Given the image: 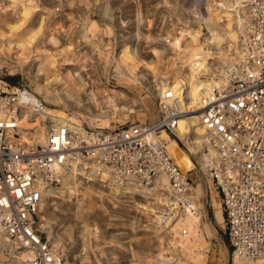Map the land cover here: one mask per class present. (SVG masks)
Here are the masks:
<instances>
[{
	"label": "built area",
	"instance_id": "obj_1",
	"mask_svg": "<svg viewBox=\"0 0 264 264\" xmlns=\"http://www.w3.org/2000/svg\"><path fill=\"white\" fill-rule=\"evenodd\" d=\"M239 1L241 57L223 67L224 82L212 86L199 102L203 128L201 172L217 193L230 255L256 262L264 259V0ZM60 6L64 13V5ZM158 30L148 32L156 36ZM129 31L112 29V35L102 37L104 47L108 42L113 51L111 58L122 42L130 43ZM76 33L73 29V38ZM75 44L81 54L74 67L81 68L87 97L100 91L98 84L115 82L111 63L106 64L103 56L96 54L88 61L87 44ZM183 101L169 88L161 91L153 99L157 120L152 123L129 122L112 129L84 123L76 130L67 122H51L43 114L34 127L22 129L20 118L28 112L42 113L44 103L26 87L0 78V264H82L78 259L84 251L77 242L66 244L63 253L56 252L37 226L39 208L46 201L45 189L59 184L60 171L82 163L93 167L97 178L106 172L148 198H161L165 205L159 207L164 218H175L191 208L194 183L172 162L166 141L158 139L163 131L182 147L174 129L178 118L185 114ZM35 129L43 130L42 144L34 137ZM97 227L100 244L98 249H89L88 255L103 259L111 249L101 240L112 228ZM182 227L178 231L166 229L158 243L152 238L154 246L169 251L179 247L188 234ZM121 230L110 233L127 235L128 229ZM114 253L112 264L127 263V253Z\"/></svg>",
	"mask_w": 264,
	"mask_h": 264
},
{
	"label": "bare ground",
	"instance_id": "obj_2",
	"mask_svg": "<svg viewBox=\"0 0 264 264\" xmlns=\"http://www.w3.org/2000/svg\"><path fill=\"white\" fill-rule=\"evenodd\" d=\"M0 1L1 4L6 1L13 3V0ZM61 1L62 0H55V3L59 8L61 7L60 4H62ZM78 2L80 1L66 0V4H68L69 7L72 6L73 9L74 5L76 7V12L78 11V13H80L82 9L78 7ZM86 5L88 6V4ZM107 6H103V14L107 16L108 19H111V17L113 16H111L110 9H108ZM128 6L132 7L133 9L135 8L132 5ZM7 7H11V5L5 6V8ZM241 7L242 5L239 0H206L205 4L203 5L205 17L197 15L194 11L192 13L195 15L194 17L196 18V20H194L193 23H189V26L187 27L190 34V40L189 43H186L187 48L185 47V49L181 46V42L183 40V32L182 30L179 31V28L177 31H175L174 29H176V25L174 29L172 28V31L174 30L173 34H170V36L166 37L165 40L159 41L160 43H157L156 41L150 43V36L144 34L141 31V29L143 28H140L139 25H137V27L134 26V24H139L142 21L140 15L136 13L134 15V22L132 21L133 26L135 27L133 31L135 30V32L133 33V36L131 38L134 42H139L141 38L144 40V42L147 43V45L150 44L148 46L149 53L143 56L142 54H139L137 50H133L131 51V53L127 54V58L124 59L121 58L122 56L118 59L113 58L115 56L111 58V52H107L106 54L110 59L107 60V64L111 63V65L115 67H113V70L116 72L115 75L119 79L128 78L130 81L128 83H125L124 86L125 90L134 94L131 98L130 104H128L129 106H127L126 104L118 103V101L115 99L116 94L122 93H120V91H117L116 89L107 90V93L103 92V94H99L98 92H96V95L90 97L86 96V83L80 78L79 74L81 68L72 67L73 62L75 61L76 54H79L81 50L79 46L75 45V40H67L62 47L64 48L63 53H65L62 63L63 66L66 67L64 69L66 71L64 77H59L55 73H53L52 76L45 77V84L41 85L38 89H35L39 93L42 92L40 94V97H38L44 103V107L42 108L43 112H28L24 114L18 122L19 127H21L22 129H30L34 127L37 122L42 120V118H44L43 114H47L51 122H67L69 123V125H71L70 127L72 129L76 130L79 126H81L80 124L82 123H85L90 127L112 129L111 127H109L111 124L110 120L114 119L120 123H123L125 119L134 114H137L138 119L142 123H144L145 115L144 113H142L143 110L144 112H148V114L150 115L149 120L151 122L155 118V120H157V113L154 102L148 101L145 98L146 96H143L145 90L152 95L153 99H155L156 97H158L161 91L169 88L175 96H181L184 99L183 102L185 114L178 118L174 133L176 137L186 145L187 150L190 152L188 156L195 160V169L201 175L203 128L200 125L199 102L204 97V95L207 94L212 86L220 85L224 82L222 73L223 67L231 61L235 60L237 62L241 57L238 43L242 34V24L240 19ZM83 11L84 17L88 14V12L86 10ZM72 12H74V10H70L69 12L62 15V17L64 18L63 21L68 20L70 21V23L72 22L71 26L75 25L77 22L74 16H72ZM8 14L14 15L11 12H9ZM80 14H82V12ZM15 15V19L17 18L15 24L7 27V29H0V58H4V60H0V68H2L4 65H7L12 69H19L20 73L24 76L36 79L38 77V74L31 75L29 70L32 62H34L38 57L32 60L31 55L34 54L35 49H37L38 47L45 49L46 47L52 48L53 45L57 44V41L53 36H46V39H43V31L40 30V21H37L40 26L38 24L37 26H35L36 24L33 23L34 21L31 23L30 12L18 11ZM144 20L146 21L145 23L149 26L151 23L149 22L150 20H148L146 17ZM28 22H30L32 25L30 28V23L27 26ZM119 22L121 24L124 23V21H122L121 19L119 20ZM133 26L132 28H134ZM103 30H105V32H103V36L104 33L107 34V36L111 35L112 33V29H110L109 26H106V28ZM169 31L171 30L169 29ZM22 34L23 36H21ZM128 37L130 38V36ZM84 39H86L85 36ZM86 42L89 43L90 46L94 44L88 38L86 39ZM43 43L45 44L42 45ZM122 43L124 44L122 46L123 48H127L129 46L128 42ZM94 47L92 46V50H94ZM11 49H17V51L12 53ZM75 49H78V51H75ZM186 49L188 52H185ZM43 53H45L44 50L40 54L38 60L41 59L48 61L50 63V66L56 64V62L54 61L55 57L52 58L51 55L47 54V52L45 54ZM27 54L29 56H27ZM183 57L184 60L180 61L179 59ZM126 59L132 62V68L129 65V62L125 63ZM165 59L170 60L169 63L172 67V74H167V72L164 73L162 71ZM45 75H47V73L43 74V76ZM163 75L166 77L164 79L168 80L167 83H157V81L161 79ZM70 81L73 82L74 91H76L78 95H80V97L82 96V98L87 97L89 99L88 102L90 103V106H86L83 104L81 99L78 103L74 102L73 104L77 109V112L71 115L72 117H70V114H68L67 105L68 103H70L69 95L68 93H66L64 88H61L63 84H66V86H68L67 84H69ZM31 93L35 94V91H31ZM84 101L87 100L84 99ZM137 104H140V106L136 110L134 108H136L135 105ZM51 107H54L56 111H48ZM85 114L91 116H85ZM37 129H35L33 134L35 138L37 137V143L42 144L44 141L42 135L43 130ZM22 134L25 133L23 132ZM158 139L166 141V152L171 158L167 151V146L171 143V138L166 135L165 132L160 131L158 134ZM172 162L177 166L173 159ZM87 166L89 165H87L86 163H82L80 167H73L70 170L60 171L61 179L59 180V184L48 186L45 189L46 201L42 202L39 208V212L37 214V226L41 232L45 231V238L54 251L63 253L66 249V244L77 242L84 251V255L80 257V259H78L80 263L103 264L102 256L99 257L94 254L93 257H90L88 255L89 249H98L97 246L100 244L98 240L100 230L98 229L95 222H90L89 224V222L87 221L89 218V214H92V212L90 211V213H86V215L83 212V207L86 203L85 196L84 194L81 195L80 191L78 192L80 193V195H78L77 189L79 188L77 187L80 186L81 183L85 184L87 181L96 184L104 183L102 185L103 190L108 187L115 191L114 194L104 195L105 198H121L122 200H126L125 197H128L127 195H130L129 193L124 192H141L137 191L133 186L128 185V183L122 182L106 172L98 174L99 178H97V176L93 173V167L91 168ZM181 168L182 171L186 173L190 170V164L181 163ZM178 169L180 170L179 167ZM182 171L180 170V172L183 174ZM201 181L202 183L197 182L196 185L193 186V203L191 205V208H186L185 211L179 213L175 218L170 219L164 218L162 209H158V213L154 216V223L159 225V227H152V229H150L153 234L157 233L158 235L156 234V236L160 237L163 229L166 230L168 228H171V230L178 231L181 229V226H183L182 228L187 229L188 232V234L185 236L186 240H189L192 243L199 242L201 244L204 243L205 237L215 236V229L208 222L203 210L204 198L208 190L210 191V207L212 208L213 218L217 224H222L220 204L216 200L211 180L203 174V177L201 176ZM82 186L84 187V185ZM118 192L120 194H117ZM97 193L95 195V199H98L100 201L101 198H104ZM57 199H60L61 203H55L54 200ZM149 199L151 200V198ZM47 201L52 203L54 202V204H52V206L48 208L46 206L48 204H46ZM154 204H157V206L165 205L161 198L157 200V203L154 201ZM98 207L101 209L102 206L99 205L97 206V208ZM136 212L138 211L136 210ZM138 215L141 216V213L138 212ZM107 216H110L109 213H107ZM203 216L206 217V221H203ZM112 218L113 217H111L110 220ZM110 220L108 219V221L105 222H109ZM51 224H54L56 229L53 228V230ZM131 225L132 224H130V226ZM146 227L147 224H145L144 228L148 230L147 232H150ZM133 228L134 227L132 226V230ZM111 235H109V239L106 237L103 238L101 240L102 243L110 247L113 252L115 250H126L123 244H118V240H115L114 242ZM112 243L115 244V247L111 245ZM113 252L110 253L111 257L114 256ZM127 252L129 253L131 251L129 250ZM130 255H132L131 261H129L128 264L169 263V260L167 262V259H165L162 254L160 255V257H158V260L155 259V255H148L146 253H144L143 255H139V253L131 252ZM105 258L107 259L109 257L105 256ZM229 258L231 264H264V259L252 262L244 261L231 255ZM106 259L105 261L108 263H110L109 261L113 262L115 260L113 257L108 259L109 261H107ZM175 264H180V261H176Z\"/></svg>",
	"mask_w": 264,
	"mask_h": 264
},
{
	"label": "rangeland",
	"instance_id": "obj_3",
	"mask_svg": "<svg viewBox=\"0 0 264 264\" xmlns=\"http://www.w3.org/2000/svg\"><path fill=\"white\" fill-rule=\"evenodd\" d=\"M77 1H80V2H78V7L82 9V11H81L82 14H80L81 13L80 11H79L80 13H78V11L76 12V7L74 5H73V9H72V6L69 7L68 4H66V0L61 1V3L65 7V9L63 11L64 13H61L62 10H61V8H59L56 5L55 0H13V3L6 1V2H3L2 4L0 1V29H7V27L11 26L12 24H15L17 21V18L15 19V16H16L15 14H17L18 11H27V12L31 13V20H30L31 23L34 21L33 23L36 24L35 26H37V24L40 26V24H41V28L40 27L39 28L41 31H43V36H42L43 39H46L45 38L46 36L47 37L53 36L55 38V40L57 41V44L53 45L52 48L46 47V49H45V48L38 47L37 49H35L34 54L31 55L32 60H34L36 57L39 58L40 54L44 50V52L45 53L47 52V54L51 55L52 58L55 57L54 61L56 62V64L51 65V66H50V63L48 61L41 60V59L38 60V58L35 59L34 62H32L29 72L31 75L38 74V77L36 79H33L31 77H28V76H24L20 73L19 69H12V68L8 67L7 65H4L2 68H0V78H2L6 82H8L7 81L8 79H10L12 81L11 82L12 84H18V85H21L23 87H26L28 90H30V92L35 91V95L37 97L38 96L40 97V94L42 92L39 93L35 89H38L41 85L45 84V79H46L45 77L52 76L53 73H55L59 77L60 76L64 77V75H65L66 71L64 69L66 67H64L63 63H62L63 58L65 56V53H63L64 48H62V47L67 40L73 39L77 42L86 43L87 46L89 47L88 50H91V51H88V55H87L86 59L89 61V60H92V57L95 54L99 57L102 55L104 60H105V63L107 64V58L108 57L106 54H107V52H111L112 49L108 47V42H107L106 47H104L103 41L101 42L102 37H109L110 36V35L107 36V34H105V33L103 36V32H105V30H103V29H105L106 26H109L110 29H130V31H129V36H130L129 46L127 48H123L122 46L124 44L122 43L120 45L117 53H114L113 56H115V57H113V58L118 59L121 56H122L121 58H123V59L127 58V54L131 53V51H133V50H137L139 52V54H142L143 56L147 55L149 53L148 46L150 44L147 45V43L144 42V40L140 38L139 42H141L142 45L138 46L137 44L139 42H137V41L134 42L133 39L131 38L133 36V33L135 32V30L133 31V29H135L134 26L137 27V25H139L140 28L145 29V31L144 30L143 31L141 30V31L144 34L150 36V38H151L150 43H153V41L160 43L159 41L165 40L166 37H169L170 34H173L174 30L177 31L179 28V31L182 30V32H183V40L181 42V46L185 49L186 43H189V40H190L189 39L190 34L188 32L189 30L187 29V27L189 26V23H193V21L196 20V18L194 17L195 15L192 13L194 11V12H196L197 15H199L201 17H205L204 11H203L204 8H202V6L206 2V0H162V1L161 0H106V1L105 0H91V1L88 0V2H87V0L86 1L85 0H77ZM209 1H213V0H209ZM86 4H88L89 8ZM8 5H11V7L5 8V6H8ZM53 5H55V6H53ZM128 5H130V6L132 5L135 8L133 9L132 7H129ZM103 6H105V7L107 6L108 9H110L111 16H113V17H111V19H108V17L103 14V8H104ZM54 7H56V8H54ZM57 8H59L60 10ZM201 8H202V10H200ZM70 10H74V12H72L73 13L72 16H74L75 20H77L76 24L73 26H71L72 22L70 23V21H68V20L63 21L64 18L62 17L63 14L69 12ZM83 10H86L88 12V14L84 17H83V12H84ZM136 10H137V12H136ZM50 11H52V12H50ZM9 12L13 13L14 15L8 14ZM57 12H59V13H57ZM136 13H138L140 15L142 21L139 24H136V25L134 24V26H133L132 21L134 22V19H135L134 15ZM42 16H43V18H42ZM72 16H71V18H72ZM145 17L148 20H150L149 22H151L149 26L145 23L146 22L144 20ZM118 19L119 20L121 19L122 21H124V23L121 24ZM206 20H207V18H206ZM37 21L38 22L40 21V24L37 23ZM55 22H57V23H55ZM29 23L30 22H28L27 26L29 25ZM31 23L29 25V28L32 26ZM131 25L134 28H132ZM175 25H176V27H175ZM33 26H34V24H33ZM75 26H76V28H75ZM174 27L176 29H174ZM29 28H27V29H29ZM172 28L174 29L173 31H172ZM73 29H76V31H77V33L75 34L76 35L75 38L72 37ZM78 29H81V30H78ZM148 29H159V30H158L156 36H153L152 34H150V32H148ZM169 29L171 31H169ZM111 35H112V33H111ZM21 36H23V34ZM84 36L86 39L87 38L90 39L91 42L95 44V45L94 44L92 45L93 47L95 46L94 50H92V46H90V44L86 42V39H84ZM79 38H81V39H79ZM79 40H81V41H79ZM44 44L45 43H43L42 45H44ZM75 45L78 46V44H75ZM15 51H17V49H11L12 53H14ZM75 51H78V49H75ZM80 52H79V54L78 53L76 54L75 61L77 60L78 56H80V54H81ZM185 52H188L187 49L185 50ZM45 53H43V54H45ZM112 54H113V51H112ZM27 56H29V55L27 54ZM0 60H4V58H0ZM179 60L183 61L184 57L180 58ZM75 61L73 62L72 67H74ZM128 62L132 68V65H131L132 62L130 60L128 61V59H126L125 63H128ZM169 62H170L169 59H165L162 71L164 73L167 72V74H172V67H171V64ZM62 70H64V71H62ZM45 73H47V75L43 76V74H45ZM164 75L162 76L161 79H159L157 81V83H161V84L167 83L168 80L164 79V78H166L165 77L166 75L165 76ZM128 82H130L128 78L119 79L117 76H115V82L111 81L109 83L98 84V86H100V91L98 93L103 94V92L107 93V90L116 89L117 91H120V93H122V94H116L115 99L118 101V103L126 104L127 106H129L128 104H130L131 98L134 94L132 92L125 90V87H124L125 83H128ZM67 85L68 86H66V84H63L61 86V88H64L66 93H68V95H69V102L70 103H68V105H67L68 106V114H70L69 116L72 117L71 115H73L77 112V109L75 108V106L73 104L74 102L78 103L79 100L81 99L83 104L86 106H90V103L88 102L89 99L87 97L82 98V96L80 97V95H78V93L76 91H74L72 81H70L69 84H67ZM143 96H146L145 98L148 101H150V102L153 101L152 95L149 92H147L146 90H145V93L143 94ZM136 98H137V96H136ZM84 99H86L87 101H84ZM135 106H136V108H134V109L137 110L139 108L140 104H137ZM48 111L55 112L56 110L54 109V107H51V108H49ZM142 113H144V115H145V122L144 123H148V122L152 123L153 121H155L156 118L150 122V120H149L150 115L148 114V112H146V111L144 112V110H143ZM85 116H91V115L85 114ZM110 121H111V124L109 127H111V128H114L117 125H123L125 123H129V122L142 123L138 119L137 114L130 115L127 119L124 120L123 123H120L114 119L110 120ZM98 128H100V127H98ZM170 140H171V143L168 144L167 151H168L169 155L171 156V158L173 159V161L177 164V166L180 168L181 171H182L181 163L190 164V170L186 173H184L182 171L183 174L191 177V179L193 180L194 186L196 185L197 182L202 183L201 176L203 177V174L200 175L196 171L195 163H194L195 160H193L191 157L188 156L190 154V152L187 150L186 145L182 143L183 145L181 147V146H178L174 140H172V139H170ZM87 182H88V184H87ZM87 182L85 183L86 185L84 183H81L80 186L77 187V188H79V189H77V193L80 191L81 195L84 194V196H85L86 203L83 207L84 208L83 212L86 215V213L89 214L91 211L92 214H89V216L87 214V216L89 217L88 220H91V221L93 220L102 229H104V227L112 228V230H110V231L108 230V231H106V233H104V237L109 239L110 238L109 235L112 234L111 236L113 237L112 239L114 240V242H115V240L116 241L118 240V244L121 243L123 245H126V246H124L126 248V250L122 249L123 251H125V253L128 254L126 264H128L129 261H131V256H132V255H130L131 252L139 253V255H143L144 253H146L148 255L151 254L153 256L155 255V259H157V260L159 259L158 257H160V255L162 254V256L165 257V259H167V262L169 260L168 264H175L176 261H180V264H231V261L229 258L230 252L228 250L226 238H225V235H224L223 229H222L223 225L217 224L213 218V212H212V208L210 207V202H209V199H210V191L209 190L206 193L205 198H204V207H203L204 209L203 210H204L205 216L207 217L208 222L215 229V236L214 237H205L204 243H201V244L199 242H194L195 243L194 244V243L190 242L189 240H186V238L184 237L183 239H181V241L179 243V247L178 246L174 247L172 251H169V250H163L162 248H160V246L158 244H156L154 246V243L152 241V238L155 240L156 243H158V241L160 240V237L156 236L157 233L153 234L150 231V229H152V227H155V228L159 227V225L154 223L155 222L154 216L158 213V211H159L158 209L160 208V207H158L159 205L157 206V204L156 205L154 204V201L157 203V200H153V199L150 200L148 197H144V195L141 193H136V192L132 193L130 191L124 192V193L130 194V195H127L128 197H125L126 200H122L121 198H115V199L114 198H108V197L105 198L104 195L114 194L115 191L111 188H108V187H106V189L103 190L102 185L104 183L96 184V183H92L89 181H87ZM82 185H84V187ZM81 188L84 191H82ZM97 192H99V193H97ZM119 192L117 194H120ZM80 193H78V195H80ZM96 193L98 195L103 196L104 198L103 199L101 198L100 201L98 199H95ZM214 194H215L217 202H219L217 193L215 191H214ZM136 195H138V196H136ZM54 202L55 203L58 202V204H59V203H61V200L57 199V200H54ZM54 202L52 203V202L47 201L46 204L48 203L49 205L47 204L46 206L49 208L52 206V204H54ZM99 205L102 206L101 209L99 207L97 208V206H99ZM125 207H127V209H125ZM136 210L141 213V215L143 216V220H142L141 216L138 215V212H136ZM107 213H109L110 216H107ZM94 214H96V215H94ZM205 216H203V221H206ZM111 217H113V218L110 220ZM108 219L110 221L105 222V221H108ZM117 219H121L122 222H111V221L117 220ZM130 224H132V225L130 226ZM145 224H147L146 228L149 229L150 232H147L148 230H146L144 228ZM132 226L134 227L133 230H132ZM51 227H52V229L53 228L56 229L54 224H51ZM121 229H126V230L128 229V233H127V231H125L127 233V235L116 236L117 234L110 233V232L123 231ZM163 231H165V230L163 229L162 232ZM43 232L45 233V231H43ZM107 232H109V233H107ZM149 233L152 234V237L149 236ZM47 239H48V237H47ZM125 240L128 241L126 244H124L125 242L124 243L121 242V241H125ZM107 243H109V242H107ZM111 245H113L115 247V244L112 243ZM154 248H155V250H154ZM128 249L131 252L128 253L127 252V251H129ZM115 251H117V250H115ZM111 252H113L112 249L107 255H105V256H108L109 258L106 259L105 256H103V259H102L103 264H110V263L112 264L115 261L114 260L112 262V261L108 260L112 257L114 259H116L114 252H113L114 256L111 257V255H110ZM105 259L107 261H109L110 263L106 262Z\"/></svg>",
	"mask_w": 264,
	"mask_h": 264
},
{
	"label": "trees",
	"instance_id": "obj_4",
	"mask_svg": "<svg viewBox=\"0 0 264 264\" xmlns=\"http://www.w3.org/2000/svg\"><path fill=\"white\" fill-rule=\"evenodd\" d=\"M7 81H8V83L12 84V83H11L12 81H11L10 79H8ZM226 243H227V242H226ZM228 250H229V248H228Z\"/></svg>",
	"mask_w": 264,
	"mask_h": 264
}]
</instances>
